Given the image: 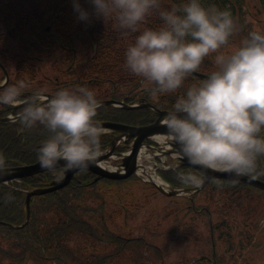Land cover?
I'll return each mask as SVG.
<instances>
[{"label":"trees","instance_id":"16d2710c","mask_svg":"<svg viewBox=\"0 0 264 264\" xmlns=\"http://www.w3.org/2000/svg\"><path fill=\"white\" fill-rule=\"evenodd\" d=\"M250 1L202 0L206 7L229 9L243 33L248 31L243 25ZM80 2L85 8L92 7L88 0ZM183 2L162 0V7L180 8ZM162 23L158 12L147 21L149 27ZM135 35L125 34L114 17L104 20L93 16L87 22L78 19L73 0H0L1 62L8 61L11 46L15 48L16 62H24L21 54L25 52L50 55L55 45L63 52L76 47L79 62L73 63L70 54L67 59L70 64L61 67L64 72L70 71L73 78L79 76L69 86L87 85L95 90L100 101L150 102L169 111L179 92L152 97L141 78L125 68V50L134 42ZM235 36L236 33L229 44ZM207 64L205 58L199 71L208 74L214 71L213 65ZM30 71L35 73L34 68ZM197 81L202 79L192 74L185 87ZM98 119L145 126L154 123L157 115L149 108L125 110L108 106L98 110ZM47 136L42 125L25 129L20 121L8 123L0 127V149L8 155L9 166L29 164L36 160L34 150ZM109 141L103 138L104 144ZM58 171L0 185V264H208L206 260L186 259L168 263V240L165 245L161 243L162 238L169 239L183 231L190 217L205 216L202 194L168 198L151 184L134 178L96 182L92 173L79 172L65 188L34 197L31 217L24 228L11 229L2 224L23 225L27 217L25 190L44 187L45 183L61 177ZM160 176L172 186L187 185L177 172L160 171ZM219 188V184L212 182L201 193H217ZM227 188L232 192L236 189ZM159 196L165 199L163 208L153 203ZM215 200V195L209 197L210 212L216 208ZM212 240L201 255H213Z\"/></svg>","mask_w":264,"mask_h":264},{"label":"clouds","instance_id":"9594fccd","mask_svg":"<svg viewBox=\"0 0 264 264\" xmlns=\"http://www.w3.org/2000/svg\"><path fill=\"white\" fill-rule=\"evenodd\" d=\"M78 19L114 17L125 33H136L125 50V68L141 78L152 97L176 96L164 124L167 139L201 170H219L236 176L264 172V30H251L241 45L225 54L237 31L229 9L206 7L202 0H184L180 8L164 9L162 0H88L85 8L73 0ZM163 23L149 27L154 13ZM215 54V70L202 81L185 87L188 78ZM23 80L0 94V101H21ZM101 101L94 89L75 85L48 96L41 89L25 103L18 120L25 129L42 125L48 136L38 148L42 167L57 172L86 169L99 162L106 129L98 119ZM10 160L0 149V173ZM184 183L203 184L199 174L179 172ZM195 176V180H193Z\"/></svg>","mask_w":264,"mask_h":264},{"label":"flooded vegetation","instance_id":"af4514ba","mask_svg":"<svg viewBox=\"0 0 264 264\" xmlns=\"http://www.w3.org/2000/svg\"><path fill=\"white\" fill-rule=\"evenodd\" d=\"M59 3H61V1ZM263 12V9L257 8L258 15ZM51 49L53 53L50 55H43L38 52L31 55L32 53L28 54L25 52L21 54L24 58V62H16L15 59L17 55L15 54V48L13 46L8 48V61L5 63L0 61V94L7 92L20 80L25 82L26 87L23 90V96L20 102L10 104L0 101V121L10 118L13 119V121L8 123L19 122V120L14 119L19 116L25 103L34 98V93L37 90L43 89L47 94L53 95L58 89L66 86L70 87V82L78 80L79 76L73 78L70 71L64 72L61 68L64 67L66 63L70 64V60H67L70 58V54L73 55V63L76 64L79 62L80 53L75 50L76 47L69 48L67 52H63L64 50L58 48L57 45L52 46ZM207 62V65H209L210 62L208 59ZM26 67L30 69L34 68L35 73L32 74L30 69L27 70ZM47 69L49 70L47 71ZM59 75L62 76V78H60ZM10 105L19 106V108H9L8 106ZM153 143H156V141L153 140ZM39 147L40 145L34 150L35 159L37 161L35 160L29 164L39 161L37 158ZM128 147L129 146L125 143H120L116 152L119 153L123 150H127ZM176 162L179 163V160ZM21 164L24 163L22 162ZM260 165L261 168H264V158L261 159ZM183 170H185V168H183L182 171ZM58 172H61V170ZM191 174L196 173L192 170ZM248 176L264 183V172ZM217 183L220 187L217 193H201L204 199L203 210L205 213V216L202 215V218L207 219L205 222L210 230L217 231L216 242L213 240V244L216 245V249L217 246H219L220 252L214 255L209 262L211 264H256L253 255L249 254L245 256L241 253H229L228 246L236 242L239 246L245 244H248L247 246L264 245V190L237 181L219 180ZM231 186L236 187L234 192L227 188ZM212 195L216 197V208L214 211L210 212L209 197ZM234 230L237 232L241 230V232H243L242 236L244 238H241L242 241H233V235H235ZM262 232L263 236L261 237Z\"/></svg>","mask_w":264,"mask_h":264},{"label":"water","instance_id":"95a60500","mask_svg":"<svg viewBox=\"0 0 264 264\" xmlns=\"http://www.w3.org/2000/svg\"><path fill=\"white\" fill-rule=\"evenodd\" d=\"M194 75L205 79L208 75H205L203 73H199L195 71L193 73ZM48 96H51V94H47ZM114 105L119 108H123L126 110H134V109H140V108H150L152 109L158 116L157 120L146 126L136 127L131 126L127 124L122 123H115V122H102L103 126L108 132H111L114 136V140L111 142L110 151L107 154H103L99 158V162L90 164L86 169L83 171H89L90 173L96 175V181H99L101 179H110V180H125L130 177H132L137 169L139 168L138 163V156L141 153L142 149L146 147L150 151H156L157 148L151 147L147 144H145V141L153 138V137H160L165 136L167 138V128L164 124V117L167 115L168 111H162L158 109L157 107L153 106L150 103H144L141 105H128L124 102H115L114 100L111 101H105L100 104V108ZM9 108L18 109L19 106L10 105ZM18 118V117H17ZM11 121L10 118H6L4 120L0 121V125L2 123ZM106 131V132H107ZM107 135V134H105ZM124 142L126 145L129 146L130 154L124 155V154H116L115 155V149L118 144V142ZM166 145L168 146L167 149L161 150V153L163 155H170V154H178L180 156L179 158V165L182 167H187L188 169H194L197 172H199L201 175L205 176L206 182L203 184H199L198 186L194 188H176V187H169V189H166L164 186L157 185L153 180L151 175H146L149 177L148 182L153 184L157 187V189L164 194L165 196H180L187 193H198L213 180H219V179H226L231 181H239L246 184H250L253 186H256L258 188L264 189V183L256 180L253 177L247 176V175H241L236 176L233 173H228L224 171L219 170H208L204 169L201 170L199 166H194L188 159L184 158L180 151V146L173 142L169 141L167 139ZM118 156L120 160V164L117 166L116 169H110L103 165L104 161H107L111 158H114L113 156ZM63 168V161H61L60 166L58 169ZM50 171L44 167H42L40 161L33 165H22L19 167H9L7 171L0 173V184H9L11 182L15 181H21L22 179L26 177L35 176L38 174H42L44 172ZM79 171H82L81 169H65L64 175L61 179L55 180L50 182L46 187L43 188H35L27 191V197H26V206H27V217L26 221L21 226H16L12 224H5L11 229H21L24 228L27 223L30 220L31 217V202L34 197L36 196H42L46 195L58 190H61L68 186L74 175L78 173ZM185 173H189V170H186Z\"/></svg>","mask_w":264,"mask_h":264},{"label":"rangeland","instance_id":"374dc122","mask_svg":"<svg viewBox=\"0 0 264 264\" xmlns=\"http://www.w3.org/2000/svg\"><path fill=\"white\" fill-rule=\"evenodd\" d=\"M251 11L252 16L247 15L245 18V24L243 26H246V29L248 30L246 33H243L240 28L237 26V31L233 42L229 44L228 46H225L221 49L222 52L225 54L231 52L235 48L239 47L244 40V38L247 36V34L255 29V30H264V12L260 15L257 13L258 5L255 0H252L251 2ZM256 7H255V6ZM50 30V28H48ZM214 56L215 54L210 55L207 57L209 61L214 64ZM16 67V64H15ZM16 70V69H15ZM49 69H47L48 71ZM17 71V70H16ZM166 162H172V159H166ZM120 161L117 159L111 160L107 163H105L110 168H116L119 165ZM139 193H142V190L139 187H136ZM165 197V196H164ZM164 197H157L154 199V204L159 207L163 208L165 206V199ZM177 201V200H176ZM143 219V218H142ZM140 219V221L142 220ZM192 223L190 224V222ZM207 219L197 218V217H190L188 220L187 227L184 228L183 231H179L176 234H174L171 238L161 239L162 244H166V241L168 240V246H167V258L166 261L168 263L179 261V260H193L199 258L201 256L202 251H204L205 244L209 242V239L211 238V231L206 225ZM235 231V230H234ZM140 231L137 232L139 234ZM243 232L239 230L238 232L235 231V235H233L234 239L233 241H242L241 238H244L242 235ZM215 235L217 236V231H215ZM263 236V232L261 233V237ZM206 244V245H207ZM248 245V244H247ZM241 245L239 246L236 242L235 244L228 246L229 253H241L242 255L248 256L249 254L253 255L256 264H263L264 263V245H257V246H247ZM208 249L210 250V246H208ZM217 253L219 252V246H217Z\"/></svg>","mask_w":264,"mask_h":264},{"label":"bare ground","instance_id":"6f19581e","mask_svg":"<svg viewBox=\"0 0 264 264\" xmlns=\"http://www.w3.org/2000/svg\"><path fill=\"white\" fill-rule=\"evenodd\" d=\"M150 180H153L159 186L163 185V181L159 177H154L153 179Z\"/></svg>","mask_w":264,"mask_h":264}]
</instances>
